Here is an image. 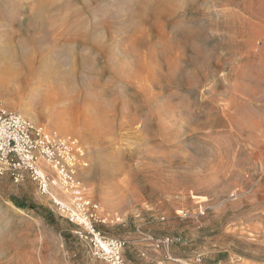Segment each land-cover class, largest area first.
<instances>
[{"label": "rangeland", "instance_id": "rangeland-1", "mask_svg": "<svg viewBox=\"0 0 264 264\" xmlns=\"http://www.w3.org/2000/svg\"><path fill=\"white\" fill-rule=\"evenodd\" d=\"M0 102L85 147L128 264H264V0H0ZM78 230L0 171V264H108Z\"/></svg>", "mask_w": 264, "mask_h": 264}, {"label": "built area", "instance_id": "built-area-1", "mask_svg": "<svg viewBox=\"0 0 264 264\" xmlns=\"http://www.w3.org/2000/svg\"><path fill=\"white\" fill-rule=\"evenodd\" d=\"M83 156L85 147L76 138L35 128L21 112L9 110L0 102L1 173L9 171L17 182L27 175L32 177L38 191L51 196L60 213L80 227L76 235L87 242L95 258L108 264H128L124 256L128 241L98 228L99 207L76 183ZM55 189L69 195V200L58 197Z\"/></svg>", "mask_w": 264, "mask_h": 264}, {"label": "trees", "instance_id": "trees-1", "mask_svg": "<svg viewBox=\"0 0 264 264\" xmlns=\"http://www.w3.org/2000/svg\"><path fill=\"white\" fill-rule=\"evenodd\" d=\"M19 206H20V207H23V205H22V204H19ZM32 208H34V206H32V207H31V209H32Z\"/></svg>", "mask_w": 264, "mask_h": 264}, {"label": "bare ground", "instance_id": "bare-ground-1", "mask_svg": "<svg viewBox=\"0 0 264 264\" xmlns=\"http://www.w3.org/2000/svg\"><path fill=\"white\" fill-rule=\"evenodd\" d=\"M47 74V73H46ZM43 76H46L45 74H43Z\"/></svg>", "mask_w": 264, "mask_h": 264}]
</instances>
